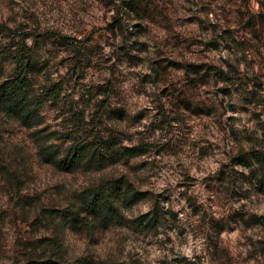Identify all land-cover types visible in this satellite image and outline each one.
<instances>
[{
  "label": "rangeland",
  "instance_id": "374dc122",
  "mask_svg": "<svg viewBox=\"0 0 264 264\" xmlns=\"http://www.w3.org/2000/svg\"><path fill=\"white\" fill-rule=\"evenodd\" d=\"M19 73L41 105L0 103V264H264V0H0Z\"/></svg>",
  "mask_w": 264,
  "mask_h": 264
},
{
  "label": "trees",
  "instance_id": "16d2710c",
  "mask_svg": "<svg viewBox=\"0 0 264 264\" xmlns=\"http://www.w3.org/2000/svg\"><path fill=\"white\" fill-rule=\"evenodd\" d=\"M17 63L24 62L23 56L21 53H18L14 57ZM27 76L19 73L16 77L6 80L2 84H0V103L4 106L5 111L14 116H21L23 118H27V120H34L37 118V109L41 105V101H39L35 95L29 93V87L26 81ZM88 149L85 147L83 143L77 144L70 158H66L62 162V166L67 170L77 169L87 157ZM131 155L133 153H130ZM93 156H97L98 161L103 160V152H99L98 154L92 153ZM264 176V170H263ZM119 188L108 191L107 195L103 194V190L98 191L93 199L86 202V208L90 214L89 216L92 218V221H98L99 217H104V220L107 219L108 216H117L118 208L116 207L113 197L119 199V202H123L124 200H129V204L135 203L137 199H133L137 196V194H133L128 197L126 195H119ZM121 198V199H120ZM140 198V197H138ZM133 199V200H132ZM108 214V215H107ZM70 218H73L72 216ZM90 222L94 223V222ZM88 224V223H87Z\"/></svg>",
  "mask_w": 264,
  "mask_h": 264
}]
</instances>
